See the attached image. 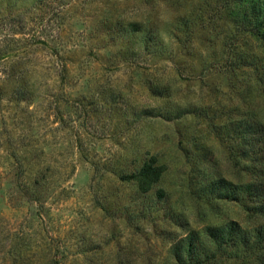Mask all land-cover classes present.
Returning <instances> with one entry per match:
<instances>
[{"label":"rangeland","instance_id":"1","mask_svg":"<svg viewBox=\"0 0 264 264\" xmlns=\"http://www.w3.org/2000/svg\"><path fill=\"white\" fill-rule=\"evenodd\" d=\"M233 5L0 0V264H205L206 227L264 222L234 198L264 201V46L225 66Z\"/></svg>","mask_w":264,"mask_h":264},{"label":"trees","instance_id":"2","mask_svg":"<svg viewBox=\"0 0 264 264\" xmlns=\"http://www.w3.org/2000/svg\"><path fill=\"white\" fill-rule=\"evenodd\" d=\"M233 10L232 20L235 22V32L230 34L228 42L226 41L225 47L229 50L231 58L227 59L226 67L235 70L237 68H250L253 66V55L243 49L245 45L237 41V34L242 36L251 37L259 41L264 46V0H232ZM228 2V3H227ZM226 8L229 6L227 1ZM228 43V44H227ZM258 67L255 66L256 70ZM242 138L246 139V134L251 135V140L246 143L254 144L253 139L257 135V131L262 130L264 135V127L254 129L252 126L241 127ZM264 145V138L261 141ZM263 148V147H262ZM247 154V153H246ZM160 166H152L145 164L138 173L134 175V179L140 183L143 190H148L154 183L157 182L160 175ZM263 171V168H261ZM260 183L252 181L248 183L236 185V193L234 198L237 201L248 203L250 202L256 213L264 211V201H259L260 196ZM227 194V193H226ZM264 198V196H263ZM206 236L208 238L207 253L203 259L205 264H210L215 260L216 250L225 251L227 248L234 250V260L242 259L246 262L249 256H254L256 264H264V222L255 226L253 229H246L241 227L236 221H228L218 227H206ZM192 235L187 237L191 241ZM213 244V246H211ZM221 252V253H222ZM229 257V256H228ZM244 264V263H243Z\"/></svg>","mask_w":264,"mask_h":264}]
</instances>
